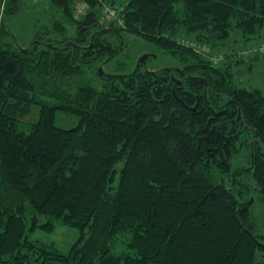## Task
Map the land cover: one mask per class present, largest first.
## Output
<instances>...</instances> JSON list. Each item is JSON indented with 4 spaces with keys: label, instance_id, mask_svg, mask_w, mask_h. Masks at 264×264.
Instances as JSON below:
<instances>
[{
    "label": "trees",
    "instance_id": "trees-1",
    "mask_svg": "<svg viewBox=\"0 0 264 264\" xmlns=\"http://www.w3.org/2000/svg\"><path fill=\"white\" fill-rule=\"evenodd\" d=\"M27 2L0 0V264H264V95L219 65L236 31L261 35L264 0ZM115 7L122 19L103 22ZM127 35L189 79L140 66L84 83ZM58 110L78 124L57 126ZM57 221L82 233L64 254L28 237Z\"/></svg>",
    "mask_w": 264,
    "mask_h": 264
},
{
    "label": "rangeland",
    "instance_id": "rangeland-1",
    "mask_svg": "<svg viewBox=\"0 0 264 264\" xmlns=\"http://www.w3.org/2000/svg\"><path fill=\"white\" fill-rule=\"evenodd\" d=\"M114 1L116 4L120 5L128 0ZM47 3L48 0H28L25 5V8L29 10L31 9L33 4H41L43 8H46ZM79 5L80 4H78V6ZM79 7H81V5ZM115 11L116 7L109 8L108 10H106V13L103 14V22H106L108 24L110 23V21L115 22V13L116 15L119 14ZM49 16L50 13H47L46 11L43 13V19H50ZM120 17L121 14H119V18ZM120 19H122V17ZM126 37L127 38L123 42V44L121 43L123 45L121 52L110 64H108L107 67H105L106 71H113L114 73L119 75L134 72L133 70L134 68H136V65L140 60L139 58L145 53H153L158 55L156 59L151 58L149 60L148 67L151 69H157V67H176L179 65L176 60H174L168 55L163 54L162 50H160L157 45L155 46L151 44L145 38L143 39L142 37L136 35H127ZM203 50L206 53H209V48H207V50ZM221 53H224L225 55H230L231 57L227 56L225 58L226 60H223L219 63L218 61L223 59L224 56H215V62H218L220 66H223L224 61L231 62V77L233 78L234 83L237 84L239 88H259L261 89L264 95V30L262 31L261 35L257 36L255 39L245 41L242 37V34L239 31H236L232 37L225 41V45H223ZM237 58H243V61H235V59ZM99 65L98 63H95L92 67L87 68L88 70H86L84 74L85 77L82 78L84 83L100 85L99 77L95 75L96 71L100 68ZM40 107L41 105L39 103H35L31 107V113L23 118L25 122H28V125L32 122H36V119L38 118L40 113ZM55 119V123L57 126L66 129L77 125L79 122L78 116L73 113H65L62 110H58ZM28 125L23 127L24 131L28 130ZM252 211H254L255 221L257 222V233L264 234V209L259 204V202H255L252 206ZM42 220L44 219L42 218ZM81 234L82 233L79 228L71 227L63 223L61 224L57 221L51 231H47L44 228L40 227L36 230L31 231L28 237L31 241L34 240L38 243H46L49 245L53 244L61 253L64 254L71 249L76 240L81 237ZM124 249L125 245L119 244V246H116L113 250L116 253H120ZM259 258L263 259L264 257L261 256Z\"/></svg>",
    "mask_w": 264,
    "mask_h": 264
},
{
    "label": "water",
    "instance_id": "water-1",
    "mask_svg": "<svg viewBox=\"0 0 264 264\" xmlns=\"http://www.w3.org/2000/svg\"><path fill=\"white\" fill-rule=\"evenodd\" d=\"M123 42H124V40H122V44H123ZM122 44H121V49H122V47H123ZM151 58L156 59V58H157V54H153V53H145L144 55H142V56L139 58L140 60H139L138 64L136 65V68L140 67L141 64H143L144 67H145L146 69H148V62H149V60H150ZM165 70L171 72V77H172L177 83H183L185 79H189L188 77H187V78H179V79L175 77L174 73H178V74H180L181 76L184 75V70L181 69V68L168 67V68H166ZM97 72L99 73V76H100V77H101V76H102V77H107V78H110V77H111L110 74H108L107 72L104 71V69H103V65L100 66V68L98 69ZM151 72H152L153 74H156V71H151ZM200 79H203V78H200ZM203 81H204V83H205V97H206V96H207V91H208V90H207L208 82H207L206 79H203ZM230 102H231V101H229V102L227 103V106L230 104ZM225 110H226V109H225ZM225 110H223V111H222V110H221V111H215V110L212 109V111H213L215 114H217V115L225 114V113H226ZM238 111H239V115H238V117L241 118V116H242V111H241L240 107H238ZM241 122H242V121H241ZM247 170L249 171L250 168L247 169ZM234 176H235V175H234ZM253 202H254V197H253V195H251V198H250V202H249V204H252Z\"/></svg>",
    "mask_w": 264,
    "mask_h": 264
},
{
    "label": "flooded vegetation",
    "instance_id": "flooded-vegetation-1",
    "mask_svg": "<svg viewBox=\"0 0 264 264\" xmlns=\"http://www.w3.org/2000/svg\"><path fill=\"white\" fill-rule=\"evenodd\" d=\"M99 30H102V31H110V30H113V27H108V26H101V27H99ZM96 32H98V31H96ZM84 46V45H83ZM86 46V45H85ZM82 50H84V49H82ZM85 51H88V50H85ZM103 62V61H102ZM100 65H103V67H104V71L105 72H107V73H109L108 71H106V69H105V66L106 65H104V64H101L100 63ZM100 65H99V67H100ZM141 67H143V65L141 64ZM144 69V68H143ZM110 74V73H109ZM177 74V73H176ZM178 79L180 78V75L177 77Z\"/></svg>",
    "mask_w": 264,
    "mask_h": 264
},
{
    "label": "built area",
    "instance_id": "built-area-1",
    "mask_svg": "<svg viewBox=\"0 0 264 264\" xmlns=\"http://www.w3.org/2000/svg\"><path fill=\"white\" fill-rule=\"evenodd\" d=\"M84 9H85V6L81 5V7H79V12H82Z\"/></svg>",
    "mask_w": 264,
    "mask_h": 264
},
{
    "label": "bare ground",
    "instance_id": "bare-ground-1",
    "mask_svg": "<svg viewBox=\"0 0 264 264\" xmlns=\"http://www.w3.org/2000/svg\"><path fill=\"white\" fill-rule=\"evenodd\" d=\"M84 10H85V9H84ZM84 10H83V11H84Z\"/></svg>",
    "mask_w": 264,
    "mask_h": 264
}]
</instances>
